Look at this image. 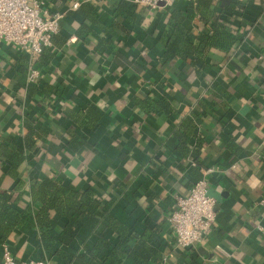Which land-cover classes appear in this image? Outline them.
<instances>
[{"label": "crops", "instance_id": "0c3cea01", "mask_svg": "<svg viewBox=\"0 0 264 264\" xmlns=\"http://www.w3.org/2000/svg\"><path fill=\"white\" fill-rule=\"evenodd\" d=\"M45 1L50 11L62 13L50 47L34 58L0 42V138L14 135L21 144L23 120L31 113L45 133L37 142L48 149L45 156L41 144L26 152L31 159L24 164L28 173L17 206L30 202V182L57 172L64 182L111 199L110 214L134 236L145 231L160 264H264V0H237L243 15L238 8L234 15L223 10L229 0H212L221 19L239 23L243 33L227 59L223 50H210L212 66L178 57L162 61L170 9L184 13L197 0H174L158 9L133 0H76V9L70 7L74 0ZM182 26L194 34L209 27L198 13ZM31 68L39 74L34 83L27 79ZM45 85L59 95H43ZM147 99L171 110L147 112L140 104ZM192 113L195 128L187 145L194 149L202 142L196 169L192 158L177 152L174 135ZM73 136L85 140L77 152L82 141ZM207 167L216 168L206 177L216 200L215 222L207 237L183 249L166 216ZM15 183L0 177L2 189L13 191ZM64 224L54 223L50 235L57 237ZM77 230L71 246L56 238L46 242L34 225L19 226L0 240V262L7 247L18 260L86 264L82 245L96 236ZM105 236L112 245L118 240L113 232ZM57 249L71 260L56 255ZM122 264L137 263L125 258Z\"/></svg>", "mask_w": 264, "mask_h": 264}, {"label": "trees", "instance_id": "16d2710c", "mask_svg": "<svg viewBox=\"0 0 264 264\" xmlns=\"http://www.w3.org/2000/svg\"><path fill=\"white\" fill-rule=\"evenodd\" d=\"M243 5V2L229 0L223 10L228 15H234L236 14L234 9L238 8L241 11H237V14L243 15ZM194 13H198L200 20L209 25L206 32L194 34L182 26V21L185 18H192ZM168 14L164 38L165 53L162 61H168L170 57H178L186 62L189 60L193 66L196 63L212 66L210 50L216 48L223 50L224 58L227 59L243 35L239 33L241 30L239 23L238 26H232L221 19L220 10H214L212 7V0L191 1L184 13L172 8ZM39 90L45 96L59 95L56 87L45 85ZM140 104L147 112L163 110L167 113L170 109L169 105L161 106L151 99L141 101ZM199 105L203 110L207 109L203 103L199 102ZM85 118L86 121L92 120L89 115ZM195 118V113L185 116L174 135L178 142L177 152L184 157L192 158L195 164L197 163L196 169L199 168L196 153L202 142L197 140L194 149H190L187 145V138L195 128ZM35 120L33 114L25 115L23 126L26 133L21 144H18V137L14 135L0 138L2 166L0 177H9L16 181L13 191L0 188V240L5 241L19 226L34 225L40 230L41 238L46 242H53L56 238L59 242L74 246L77 229L83 227L96 236L94 241L82 245L86 264H122L125 258H133L137 264H160L159 256L146 243L148 235L145 231L134 236L130 228L110 214L111 199L103 198L90 187L82 189L66 183L57 172L46 174L42 179L30 182V202L23 208L17 206L22 196V189L19 188L23 185V177L28 173V168L25 170L24 164L31 159L29 157L30 159L27 160L26 152L37 150L39 144L44 156L48 151L42 145L43 142L39 144L37 142L45 137V133L35 127ZM72 138H80L78 142L82 141L79 147H74V151L77 152L85 140L82 136ZM60 219H64L65 224L61 233L54 237L49 232L54 223ZM106 232L116 234L118 240L115 244H110L105 236ZM55 253L67 262L72 258L71 255L58 249Z\"/></svg>", "mask_w": 264, "mask_h": 264}, {"label": "built area", "instance_id": "2783aa9c", "mask_svg": "<svg viewBox=\"0 0 264 264\" xmlns=\"http://www.w3.org/2000/svg\"><path fill=\"white\" fill-rule=\"evenodd\" d=\"M150 9L170 6L174 0H133ZM160 2L163 4L161 5ZM79 2H70L76 9ZM62 13L50 11L45 0H0V42L14 45L17 49L36 58L44 48L52 45V37L59 30ZM38 70L31 68L27 74L30 83L38 78ZM195 165V163H192ZM215 167L204 168L187 195L176 197L174 207L167 213L166 220L174 235L177 246L188 249L199 243L211 232L216 217V200L208 192L207 175ZM264 213V193L259 200ZM258 230L263 228L258 225ZM0 264H51L48 259L18 260L4 248Z\"/></svg>", "mask_w": 264, "mask_h": 264}, {"label": "water", "instance_id": "95a60500", "mask_svg": "<svg viewBox=\"0 0 264 264\" xmlns=\"http://www.w3.org/2000/svg\"><path fill=\"white\" fill-rule=\"evenodd\" d=\"M160 4L162 5L163 3H162V2H160Z\"/></svg>", "mask_w": 264, "mask_h": 264}]
</instances>
